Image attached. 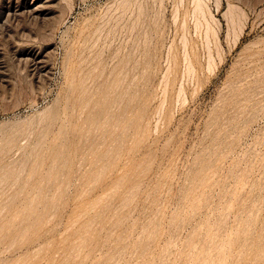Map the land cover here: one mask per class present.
I'll list each match as a JSON object with an SVG mask.
<instances>
[{"label": "rangeland", "instance_id": "374dc122", "mask_svg": "<svg viewBox=\"0 0 264 264\" xmlns=\"http://www.w3.org/2000/svg\"><path fill=\"white\" fill-rule=\"evenodd\" d=\"M0 264H264V0H0Z\"/></svg>", "mask_w": 264, "mask_h": 264}, {"label": "bare ground", "instance_id": "6f19581e", "mask_svg": "<svg viewBox=\"0 0 264 264\" xmlns=\"http://www.w3.org/2000/svg\"><path fill=\"white\" fill-rule=\"evenodd\" d=\"M6 7H8V6H6ZM13 7V6H12ZM3 16V15H2ZM4 17V16H3ZM37 55V54H36ZM36 63V62H35ZM44 65V64H43ZM40 67V66H39ZM43 67V66H42ZM43 69V68H42ZM44 71V70H43Z\"/></svg>", "mask_w": 264, "mask_h": 264}]
</instances>
